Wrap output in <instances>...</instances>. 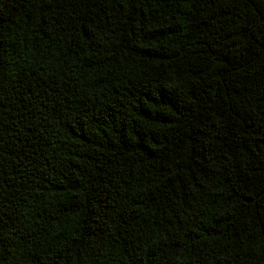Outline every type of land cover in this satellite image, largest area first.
<instances>
[{"label":"trees","instance_id":"trees-1","mask_svg":"<svg viewBox=\"0 0 264 264\" xmlns=\"http://www.w3.org/2000/svg\"><path fill=\"white\" fill-rule=\"evenodd\" d=\"M0 264H264V0H0Z\"/></svg>","mask_w":264,"mask_h":264}]
</instances>
